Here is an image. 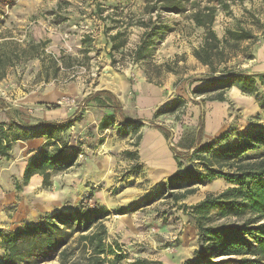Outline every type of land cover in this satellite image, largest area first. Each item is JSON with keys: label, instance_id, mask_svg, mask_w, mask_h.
Wrapping results in <instances>:
<instances>
[{"label": "rangeland", "instance_id": "obj_1", "mask_svg": "<svg viewBox=\"0 0 264 264\" xmlns=\"http://www.w3.org/2000/svg\"><path fill=\"white\" fill-rule=\"evenodd\" d=\"M98 4L105 7L103 15L115 7L128 15L141 13L144 0H0V43L8 42L6 48L9 53V64L0 81V119L6 114L9 120L34 125L42 121L40 115L52 109L73 108L76 112L79 109L77 105L58 103L76 96L60 93V97L53 102H39L35 97L40 93L50 96L55 89L63 91L65 84L76 81L84 83L85 92L91 89L95 91L109 74L115 72L129 79L131 86L142 80L157 87L167 86L174 99L184 97L185 106L176 112L158 115L157 111L163 107L160 106L152 120L140 122L158 130L162 125L170 129V139L163 134L166 148L160 150L166 157L173 156L171 147L199 128L202 111V144L216 139L224 131L236 136L237 133L258 127L264 128V108L259 106L255 96L238 94L235 97L230 88L226 92L229 101L218 105L216 101L209 100L213 94L197 95L193 92L204 84L202 79L210 73L208 66L193 55L194 49L202 42L204 30L194 27L186 14L163 15L170 28L155 38L151 52L140 62L134 61L129 51L139 42L143 28L138 25L130 27L126 46L114 52L118 62L116 67H112L108 55L110 44L104 33L106 27L114 24L109 19L100 18ZM239 24L251 28L258 41L250 45L249 50H239L226 66L257 73L263 69L264 61L248 59V53H253L255 47L257 50V46L264 47V0L237 2L229 12L219 8L213 28L222 37L227 28ZM86 35H90L92 40L83 43ZM39 42H44L39 47L40 56L28 58L22 53V50L30 48L31 43ZM249 43L246 41L242 45ZM260 91L264 95V84H260ZM127 97L129 107H132L131 103L135 106V95L129 92ZM203 98L206 99L204 104L201 103ZM77 99L85 101L86 96ZM87 106L85 101L84 110ZM218 113H224L223 129L206 135L207 123H215L213 121ZM74 127L75 124L64 137L70 143L76 141L92 147L93 144L84 137L89 134ZM142 131L139 129L129 138L126 136L123 142L135 151L137 148L133 143L138 141ZM88 133L93 134V131ZM147 146H144L146 150H142L144 160L139 156L142 169L139 173L133 171L134 163L122 155L123 151L119 152L116 162L109 164L107 170L102 164L101 172L97 161H94V165L93 157L87 160L86 155L79 154L80 164L55 173L50 187L39 185L31 187L32 191L23 185L22 176L17 178L15 167L12 168L19 157L11 156L6 159L7 165L2 166V171L12 169L13 174L6 176L0 173V234L25 223L37 222L44 213L72 210L82 203H99L111 210L106 222L109 241H117L121 245L126 256L125 263L138 257L161 260L167 264H184L193 260L199 242L197 228L189 214L191 207L207 194H217L229 185L221 178L204 182L198 186L195 194L175 202L168 195L169 190L163 187L167 178H158L154 168H151L153 165ZM92 164L97 168L91 169ZM186 164L194 165L192 162ZM83 165L88 170L85 168L86 172L80 176L78 170ZM16 183L21 185L20 189L16 188ZM91 193L93 197L89 198ZM229 220L228 217H220L214 223ZM3 257L0 238V260ZM43 264L59 263L51 261Z\"/></svg>", "mask_w": 264, "mask_h": 264}, {"label": "trees", "instance_id": "obj_2", "mask_svg": "<svg viewBox=\"0 0 264 264\" xmlns=\"http://www.w3.org/2000/svg\"><path fill=\"white\" fill-rule=\"evenodd\" d=\"M244 1L144 0L141 13L128 15L117 7L103 15L105 7L98 4L100 18L109 19L114 24L106 27L104 33L110 44V65L116 67L118 60L114 52L126 46L130 27L138 25L143 28L139 42L129 51L131 58L140 62L151 52L155 38L170 28L163 15L186 14L194 27L204 30L202 42L194 49L193 55L208 66L210 73L202 79L204 84L193 92L197 95L213 94L209 100L226 102L229 101L227 90L236 86L242 93L255 96L259 106L264 108V95L259 88L260 84H264V72L251 73L226 66L239 50H249L250 45L258 41V36L242 24L227 28L222 37L213 28L219 8L229 12L232 5ZM112 30L115 33H110ZM89 40H92L90 35H86L83 43ZM246 41L250 42L249 45L243 46ZM7 43H0V81L9 64ZM43 44L31 43L30 48L22 50V53L28 58L40 56L39 47ZM253 58V53H248V59ZM85 101H95L99 106L110 109L99 123L101 130L119 120V130L123 134L133 135L144 125L126 118L122 114L121 102L108 90H99ZM205 101L201 99L202 104ZM185 104L184 97L178 96L160 108L157 114L174 113ZM84 111V108H79L73 116L59 122L42 120L34 125L13 119L0 122V158L11 157L15 142L47 138L38 152L27 161L22 181L23 185H27L33 175L39 174L42 176V186L50 187L55 173L77 165L82 143L71 145L64 134L81 120ZM159 129L170 139V129L163 125ZM203 130L204 111L200 115L199 128L171 147L177 170L167 177L163 187L178 202L195 194L198 186L204 182L221 178L229 186L217 194H207L191 207L189 214L198 231L199 247L194 250V259L184 264H264V152H259L264 150V128L258 127L237 133L236 136L224 131L216 139L202 144ZM141 138L142 134L133 143L136 148ZM122 154L134 163V172L142 170L138 150H124ZM186 162L194 165H187ZM16 188L20 189L21 185L16 183ZM92 197L93 193L89 198ZM110 214L111 210L99 203H82L72 210L44 213L37 222L25 223L0 234L4 251L0 264H43L51 261L59 264H167L144 257L125 263L126 256L121 245L117 241H109L106 222ZM220 217L230 220L214 223ZM217 258L220 259L215 261Z\"/></svg>", "mask_w": 264, "mask_h": 264}, {"label": "crops", "instance_id": "obj_3", "mask_svg": "<svg viewBox=\"0 0 264 264\" xmlns=\"http://www.w3.org/2000/svg\"><path fill=\"white\" fill-rule=\"evenodd\" d=\"M253 60L262 59L264 61V47L263 46H257L253 49ZM261 70L257 72H264V67L261 66ZM110 76L106 78L104 83L100 88H98L95 91H89L87 90L85 92V85L83 82L76 81L65 84L63 91H60L59 89H55L52 95L48 96L46 93H40V95H36L35 99L39 102H53L57 98L60 97L61 94H67V95H73L77 98L84 97L86 98L89 95L94 94L95 92L99 90H108L112 92L117 99L122 104V114L130 119V120H137L140 122H146L149 120H152L155 117V113L157 109L160 106H164L165 104L169 103L174 99V95L172 94V91L167 89V86L165 87H157L149 82H144L142 80L137 81V83H134L131 86V81L127 79L125 76L119 75L117 73L109 74ZM260 88V85H259ZM232 91L234 96H240L246 95L241 92L239 88L236 86L232 87ZM231 91V92H232ZM131 92V94L135 95L136 103L135 106L131 103L132 107H129V99L127 97L128 93ZM61 93V94H60ZM232 94V95H233ZM231 95V97H232ZM230 97V95H229ZM34 99V98H33ZM216 104H223V102L216 101ZM110 109L104 108L99 106L95 101L88 102V106L86 110L83 112L81 120L77 121L75 123V127L77 130L83 131V133L89 134V136L86 137L91 144H93L92 147H90L88 144H84L81 146V153L80 155L84 154L86 155V159L90 160L93 157V162L97 161V164L99 165V172L102 171L101 165H105L104 169L107 170L109 164L112 165L116 162L117 157H119V152L124 150H132L131 146L128 144H125L123 142V139H127L130 136H132L131 133H122L119 130V120L115 121V124L109 128H106L104 130L99 129V123L104 116L106 112H109ZM75 113V109H63V108H56L47 111L44 115H40L42 120L46 121H64L68 119L69 117L73 116ZM5 117L0 119V122H7L9 119H7L6 114H4ZM224 113H218L216 115L215 123L211 125H206L205 131L206 135H211L213 133H216L218 131H221L223 129V123H224ZM212 121V120H211ZM143 131L141 132L142 138L140 141V145L137 149L139 156L141 155V158L144 160V153H142V150L144 149V146L149 145L148 148V154L151 157L152 162V169L154 168L155 174L158 178H167L172 173H174L177 170L176 161L171 155L166 157L160 150L165 149V137L163 136V133H161L160 130L152 127H148L144 125L141 128ZM90 130L93 131V134L88 133ZM94 135V136H92ZM125 136V137H124ZM127 136V137H126ZM103 139L101 142L100 140ZM48 139L45 137H39V138H33V139H27V140H20L18 142H15L12 147L11 156H15V158L19 157L18 160H16L12 168L15 167L16 170V176L17 178H20L23 175V171L25 169V166L27 164V161L35 155L40 147L47 141ZM150 143V144H149ZM76 141H71V145L76 146ZM123 155V154H122ZM143 156V157H142ZM125 157V156H124ZM147 158V157H146ZM167 160L165 161V159ZM3 159V160H1ZM140 159V157H139ZM92 162V163H93ZM81 161L77 160V165L80 164ZM96 163L94 162V165ZM7 165L6 158H0V173L4 175H12L13 170L11 171H2V166ZM75 165V166H77ZM75 166L71 167L70 169L74 168ZM93 166V164H92ZM97 168V167H92ZM85 166L83 165L81 169L78 170L80 176H83V172L85 171ZM165 169V170H164ZM86 170H88L86 168ZM39 185H42V176L39 174H35L31 177L29 183L25 186L29 191L31 187H38Z\"/></svg>", "mask_w": 264, "mask_h": 264}, {"label": "built area", "instance_id": "obj_4", "mask_svg": "<svg viewBox=\"0 0 264 264\" xmlns=\"http://www.w3.org/2000/svg\"><path fill=\"white\" fill-rule=\"evenodd\" d=\"M59 104H66L67 106H73V105H77L79 108H84L85 107V101H80L78 100L76 97H69V98H65V100H60L58 101Z\"/></svg>", "mask_w": 264, "mask_h": 264}, {"label": "bare ground", "instance_id": "obj_5", "mask_svg": "<svg viewBox=\"0 0 264 264\" xmlns=\"http://www.w3.org/2000/svg\"><path fill=\"white\" fill-rule=\"evenodd\" d=\"M165 170V169H164Z\"/></svg>", "mask_w": 264, "mask_h": 264}]
</instances>
